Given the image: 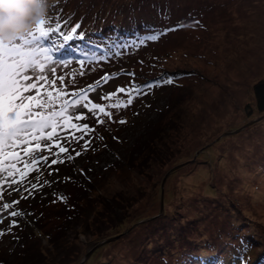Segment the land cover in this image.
<instances>
[{"label": "rangeland", "instance_id": "rangeland-1", "mask_svg": "<svg viewBox=\"0 0 264 264\" xmlns=\"http://www.w3.org/2000/svg\"><path fill=\"white\" fill-rule=\"evenodd\" d=\"M47 15L68 21L66 30L78 24V35L90 41L77 39L72 45L78 57L67 52V66H57L69 92L109 76L89 93L94 102L106 104L101 96L130 84L147 94L127 108L110 109L113 118L103 125L77 109L90 117L81 123L97 129L85 137L93 141L88 151L81 147L84 141L66 145L82 154L70 161L61 154L64 163L32 172L23 187L9 186L12 177L0 173L6 178L0 185V231L5 232L0 264H20L25 248L32 243L49 248L47 236L53 239L60 231L58 241L73 248L70 260L48 256L44 264H218L232 257L250 264L262 258L264 115L255 111L252 86L264 80V0H48ZM123 25L132 26L127 39L99 40L105 30H118L122 37ZM160 32L159 39H146ZM141 39L145 43L138 47H116ZM86 55L82 67L79 60ZM167 79L173 83H164ZM149 83L160 86L148 89ZM119 98L126 99L123 93ZM38 175L40 183H50L21 199ZM120 196L128 222L120 226V236L85 258L110 238L86 223L109 205L114 212L113 198ZM17 200L3 210L4 203ZM79 207L85 212L77 216ZM13 210L24 215L11 217ZM13 219L19 226L9 232ZM253 239L260 241L255 248ZM217 256L220 260L213 261Z\"/></svg>", "mask_w": 264, "mask_h": 264}, {"label": "snow or ice", "instance_id": "snow-or-ice-1", "mask_svg": "<svg viewBox=\"0 0 264 264\" xmlns=\"http://www.w3.org/2000/svg\"><path fill=\"white\" fill-rule=\"evenodd\" d=\"M65 24H68V21L54 22L47 15L31 32L17 41L11 44L0 42V173L12 177L9 186L18 184L23 187L32 172L39 174L42 167L51 169L57 163H64L65 158L61 154H66L69 161L80 156L81 151H70V147L66 146L72 142L79 144L84 141L81 147L83 151H88L93 141L86 140L85 137L95 133L97 129L87 123H81L90 118L87 113H91L98 125H103L105 118L109 121L113 118L114 113L110 109L127 108L137 97L147 94L142 87L130 84L101 96L100 99L106 101V104L94 102L89 93L96 91L101 83H106L110 79L109 76H104L101 81L88 88L69 92L65 83L66 77L57 75V66H67L69 61L58 53L73 51L68 46L69 42L77 39L83 41L84 37L83 34L77 33L78 24L71 26L68 31H63ZM163 34H150L146 39L155 41ZM144 43L145 40L141 39L138 44H119L116 47L122 50ZM86 60L87 55L85 59L79 60L82 67ZM72 79L74 82L75 77ZM164 83L172 84L173 80L167 79ZM159 86V83H149L145 87L151 89ZM121 93L126 99L119 98ZM77 109H86L87 113ZM118 122L126 123L123 120ZM77 132L80 135H76ZM51 156L56 159H51L49 163ZM48 175H52V172ZM36 180V183L24 189L28 195H22L21 199H28L35 191L50 183H40L39 175ZM5 182L6 178H0V185ZM16 190L19 191V188ZM2 193L3 189L0 187V199ZM57 199L62 202L66 200L63 196ZM16 204H19L18 200L11 204L4 203L2 208L7 211ZM9 215L20 217L24 213L13 210ZM2 222L0 220V223ZM18 226L17 221L13 219L8 231ZM3 235L5 232L0 231V236Z\"/></svg>", "mask_w": 264, "mask_h": 264}, {"label": "trees", "instance_id": "trees-1", "mask_svg": "<svg viewBox=\"0 0 264 264\" xmlns=\"http://www.w3.org/2000/svg\"><path fill=\"white\" fill-rule=\"evenodd\" d=\"M151 2V1H150ZM112 24H115L114 26H118L120 28V24H117L115 23V21H113ZM132 26H125L123 25V30H122V33H124V35H122V37H117V34L119 32H117L118 30H114V31H111V30H105L103 32V34H99V40L101 42H117V41H120V40H123L126 38V36L130 33H128L127 31L129 30V28H131ZM154 27V26H153ZM125 28V29H124ZM143 28V26H141V29ZM155 28V27H154ZM63 31H68L66 29H62ZM110 31V32H109ZM121 33V31H120ZM91 34H94V32H91ZM96 38V37H95ZM127 39V38H126ZM75 42V41H74ZM74 42H69L68 46H70L72 49L74 47H76V45H72V43ZM83 43L85 44H90V41H83ZM111 51V50H109ZM71 52V56L72 57H78L77 54L79 53L77 47L75 49H73V51H70ZM100 52H106V50L104 49H101ZM67 53V52H66ZM66 53L62 54V56H64L63 58L65 59L66 57L68 58V54L67 56L65 55ZM59 55V54H58ZM252 92H253V97H254V104H255V111L260 115V116H263L264 115V80H259L257 81L256 83L253 84L252 86ZM112 198V197H111ZM124 197L123 196H120L119 198L115 197L113 198V201H114V212H112V210H107L109 208V206H107V208L105 207L104 209L102 208V210L97 214H95V221L93 222H89V223H86L87 227H95L94 230H97L98 234L100 237L102 238H113V237H118L120 236V231H119V228L121 225L125 224L128 218L127 216V207L125 206L124 203ZM136 200V199H135ZM134 200V201H135ZM129 202L131 200H128ZM136 202V201H135ZM85 212V209H83L82 207H79V209L76 210V215L77 216H80L82 215V213ZM105 212L108 213V216L104 217L103 215L105 214ZM31 216H34V215H31L30 213H27V217H30L31 218V221L34 223V217H31ZM76 216V217H77ZM103 217V220L101 219ZM78 218L76 219V223L78 222ZM104 221V222H103ZM72 222L71 220L69 222H65V225L68 226V224ZM131 222V221H130ZM36 223V224H35ZM34 223V225H36V229H41V226H38L37 224V221ZM71 224V223H70ZM68 226L67 230H69L71 227H72V224ZM39 227V228H38ZM129 227H127V230H128ZM101 229L104 230V232L102 231L101 232ZM81 230V229H80ZM108 231V235L105 234L106 232ZM24 232L25 233V237L29 238L30 234H29V231H23L20 232V235L23 234L24 235ZM33 230H31V235H34L33 233ZM58 235L55 237V238H51L50 234L49 236H47L48 238V243L50 245V247H43V248H40V246H37L36 244L32 243L29 248H25V250L22 251V253H24V256L21 258V262L20 264H44L43 262L46 261L47 257L48 256H51V258H53V256H55L57 258V261L61 258H64L61 262L63 263H67L69 262L70 260V252L72 251L73 248H69V246L67 247L66 243H63V242H60L58 241L59 238L62 236V231H60L59 233H57ZM105 234V235H103ZM103 235V236H102ZM50 237V238H49ZM109 239V238H108ZM259 241V239H258ZM257 239H253L252 241V246L253 248H255L256 244L257 243H260V241L258 242ZM61 244V245H60ZM255 246H254V245ZM251 245V243H250ZM260 245V244H259ZM51 248H54L53 251H51L50 249ZM57 250V252H56ZM29 251V252H28ZM254 251L256 250H250V255H249V259H248V262L251 258L254 257V254H256ZM259 251H262V253L264 252V248L262 250H259ZM47 252V253H46ZM53 252V253H51ZM46 253L44 256L43 254ZM53 254V255H51ZM71 256H72V253H71ZM54 257V258H55ZM59 258V259H58ZM216 260H220V258L217 256L213 259V261H216ZM242 260H238L237 262H234V258L232 257V259H224L223 261L221 260V263H218V264H242L243 262H241ZM232 262V263H231ZM251 263L250 264H264V256L261 258V257H257V259L255 261H253L251 259L250 261ZM248 264V263H247Z\"/></svg>", "mask_w": 264, "mask_h": 264}, {"label": "clouds", "instance_id": "clouds-1", "mask_svg": "<svg viewBox=\"0 0 264 264\" xmlns=\"http://www.w3.org/2000/svg\"><path fill=\"white\" fill-rule=\"evenodd\" d=\"M48 0H0V42L11 44L47 16Z\"/></svg>", "mask_w": 264, "mask_h": 264}, {"label": "water", "instance_id": "water-1", "mask_svg": "<svg viewBox=\"0 0 264 264\" xmlns=\"http://www.w3.org/2000/svg\"><path fill=\"white\" fill-rule=\"evenodd\" d=\"M162 192V190H161ZM117 237H113V238H109V239H106V240H103L101 241L99 244H97L96 246H94L86 255H85V258L88 257L98 246L106 243V242H110V241H113L115 240Z\"/></svg>", "mask_w": 264, "mask_h": 264}, {"label": "bare ground", "instance_id": "bare-ground-1", "mask_svg": "<svg viewBox=\"0 0 264 264\" xmlns=\"http://www.w3.org/2000/svg\"><path fill=\"white\" fill-rule=\"evenodd\" d=\"M137 167V166H136ZM136 172V171H135ZM262 178H263V176H262ZM247 195V194H246ZM7 221H5V223H6ZM11 223V222H10ZM4 225V224H3ZM7 225V224H6ZM5 225V226H6ZM9 225V224H8ZM1 226V225H0ZM8 227V226H7ZM7 227H6V229H7ZM5 230V229H4ZM16 232V231H15ZM15 232H13V233H15ZM166 233V232H165Z\"/></svg>", "mask_w": 264, "mask_h": 264}]
</instances>
